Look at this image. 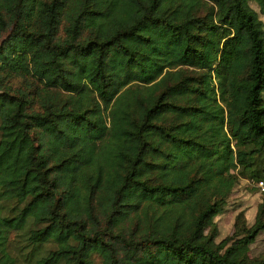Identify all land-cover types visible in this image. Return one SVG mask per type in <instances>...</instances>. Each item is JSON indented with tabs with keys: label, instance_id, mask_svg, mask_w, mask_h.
I'll return each instance as SVG.
<instances>
[{
	"label": "trees",
	"instance_id": "16d2710c",
	"mask_svg": "<svg viewBox=\"0 0 264 264\" xmlns=\"http://www.w3.org/2000/svg\"><path fill=\"white\" fill-rule=\"evenodd\" d=\"M207 1L0 0V264H264V0Z\"/></svg>",
	"mask_w": 264,
	"mask_h": 264
},
{
	"label": "rangeland",
	"instance_id": "374dc122",
	"mask_svg": "<svg viewBox=\"0 0 264 264\" xmlns=\"http://www.w3.org/2000/svg\"><path fill=\"white\" fill-rule=\"evenodd\" d=\"M178 1H182L184 5L187 3V5H185L186 7H196L197 5L201 6L205 12L214 9L211 2H208L207 0H198L195 3L188 2L189 0ZM101 2L106 7L108 12H110L114 7L113 5H110L109 0H101ZM252 5L256 7L254 2H252ZM112 18L114 17H110L109 15V17L105 18L104 20L97 22L101 30L105 29L106 25L110 23ZM260 18L264 23V15L260 14ZM18 80L19 79H15L16 82ZM16 82H13V84H16ZM258 202L259 194H257L256 187L250 181L248 182L245 179H241L227 200V209L221 215L216 217V224L218 226V235L216 236V241H219L221 238L231 235L234 232L235 217L240 211L243 212L245 223L247 225L252 224L255 219ZM249 255L253 257L264 256V229L258 233L255 241L250 244Z\"/></svg>",
	"mask_w": 264,
	"mask_h": 264
},
{
	"label": "built area",
	"instance_id": "2783aa9c",
	"mask_svg": "<svg viewBox=\"0 0 264 264\" xmlns=\"http://www.w3.org/2000/svg\"><path fill=\"white\" fill-rule=\"evenodd\" d=\"M254 184L261 190L264 191V179H258Z\"/></svg>",
	"mask_w": 264,
	"mask_h": 264
}]
</instances>
